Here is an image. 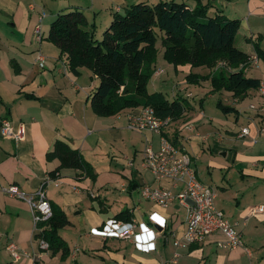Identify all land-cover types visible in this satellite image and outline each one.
I'll use <instances>...</instances> for the list:
<instances>
[{
  "label": "crops",
  "instance_id": "1",
  "mask_svg": "<svg viewBox=\"0 0 264 264\" xmlns=\"http://www.w3.org/2000/svg\"><path fill=\"white\" fill-rule=\"evenodd\" d=\"M141 1L154 4L159 0H0V122L7 119L14 131L23 127V137L15 140L4 137L0 126V264H264V210L253 211L254 206L264 205V64L247 40L262 32L255 22L264 17V0H214L208 11L229 16L240 6L252 15V24L235 16L240 28L253 31L242 35L238 30L235 41L240 34L243 39L237 47L256 59L244 72L260 80L258 88L248 89L238 98L224 89L212 91L210 81L204 80L191 90L185 76L189 72L207 74L213 68L174 67L163 59H156L148 82L149 92H161L160 83L180 78L171 96H164L185 99V110L179 119H171L165 132L190 155L198 179L216 190V207L242 239V246L233 248L218 245L226 238L221 231L202 242H186V208L177 201L162 207L141 195L144 185L163 186L173 193L181 188L170 179H155L141 166L146 143L156 148L159 135L127 128V117L138 114L142 107L98 116L90 104L97 78L85 67L79 68V75L70 72L65 56L47 39L51 22L61 12L83 11L99 38L113 13H123ZM185 1L194 5V0ZM260 47L264 49V37ZM165 75L167 80H163ZM221 105L232 110L224 112ZM246 127L248 133L242 134ZM183 130L192 136L184 137ZM58 139L98 169L92 181L79 170L64 167L58 178L43 187L48 200L68 219L59 229L69 249L65 258L60 250L52 253L40 247L30 205L5 191L14 184L35 196L46 174L59 166L57 158H47ZM100 169L108 176L106 180L100 179ZM122 210L130 213L129 220L115 218ZM112 219L133 221L135 234L152 242L153 249L147 250L133 239L90 232ZM161 219L166 223L163 230L155 222ZM9 242L18 246L16 259L7 249Z\"/></svg>",
  "mask_w": 264,
  "mask_h": 264
},
{
  "label": "trees",
  "instance_id": "2",
  "mask_svg": "<svg viewBox=\"0 0 264 264\" xmlns=\"http://www.w3.org/2000/svg\"><path fill=\"white\" fill-rule=\"evenodd\" d=\"M213 2L194 0L193 6L185 0H159L154 4L136 2L123 13H113L99 38L95 35L94 24L87 20L83 11L73 9L57 14L50 24L47 39L58 47L61 56H65L70 72L79 75V68L85 67L97 78L90 104L98 116L149 106L158 117L176 120L185 110V99L169 100L161 92L148 91V82L155 71L158 33L166 62L174 67L189 64L213 68L207 74L189 72L186 82L209 80L212 91L224 89L238 98L248 89L260 86L258 78L244 72L250 55L235 44L240 19L218 10L210 15L208 11ZM262 37L259 34L257 39L247 40L264 64V49L260 47ZM219 62L224 64L220 66ZM220 107L224 112L232 110L230 106ZM172 142L178 143L176 138ZM53 157L59 160V166L48 172L51 178L56 179L59 170L66 167L79 170L80 175L92 181L96 179L93 166L66 141H55L47 153V158ZM50 205L52 214L37 223L41 230L37 236L47 241L52 253L60 250L61 258H65L69 249L59 229L68 224V219L58 205L51 201ZM115 218L129 220L130 213L122 210Z\"/></svg>",
  "mask_w": 264,
  "mask_h": 264
},
{
  "label": "built area",
  "instance_id": "3",
  "mask_svg": "<svg viewBox=\"0 0 264 264\" xmlns=\"http://www.w3.org/2000/svg\"><path fill=\"white\" fill-rule=\"evenodd\" d=\"M38 59H42L41 54H39ZM252 60L256 59L252 58L250 62ZM223 64L221 62L220 65ZM246 68L247 66L244 70ZM156 73L159 74L161 71L156 70ZM127 119L126 125L129 129L138 132L149 130L159 135V143L156 148L151 143H146L142 151L141 166L149 170L155 179L167 178L172 181L174 186L181 185L177 193H173L169 188L163 186L151 187L144 185L140 189L141 195L162 207H169L177 201L186 208V230L183 235L186 242H202L206 236L214 231H221L226 238L224 241L218 242L219 246L228 248L242 246L240 234L215 205L216 190L198 179L190 155L175 145L166 134L165 128L169 125L171 118L162 119L154 113L151 107L146 106L142 107L138 114H130ZM0 126L4 137L15 140L23 137L22 126L14 131L13 126L7 119H2ZM262 131L264 132V128H262ZM241 133L247 134L248 128H242ZM51 179L54 180L46 174L42 187L38 189L35 196L23 192L14 184L5 189L9 195L21 198L30 205L34 228L37 233L41 231L37 223L48 219L52 214L50 201L43 190V187ZM263 210L264 205L253 207L254 212ZM155 222L159 225L160 230H163L166 226L164 219L155 220ZM135 228L136 224L133 221L124 222L112 219L101 228H92L90 232L120 239H133L137 245H143L147 250H152L153 243L144 242L139 235L135 234ZM143 228L146 230L145 227ZM175 243H178V240ZM39 245L42 249L48 248L47 241L41 237L39 238ZM7 249L12 257L15 259L19 257L18 246L14 242H9Z\"/></svg>",
  "mask_w": 264,
  "mask_h": 264
},
{
  "label": "rangeland",
  "instance_id": "4",
  "mask_svg": "<svg viewBox=\"0 0 264 264\" xmlns=\"http://www.w3.org/2000/svg\"><path fill=\"white\" fill-rule=\"evenodd\" d=\"M240 1H242V0H240ZM235 11V13H231V12H229V13H231L229 16H231V17H235V16H240L242 19H244V20H249V22L252 24V15L250 14V12H248L247 11V9L246 8H240V6H238L237 7V10H234ZM256 24H257V28H259L260 29V31H262V32H260V34H262L263 35V37H264V17H262V18H260V19H258L256 22H255ZM255 28V27H254ZM253 28V29H254ZM256 29V28H255ZM257 30V29H256ZM159 32V31H158ZM252 30L250 31V30H247L244 26H242L241 28H239V33L240 34H242V35H247V34H249V35H252ZM240 34H239V36H238V38H237V41H235V44H236V46H239V44H240V38L241 39H243L241 36H240ZM258 36V35H257ZM257 36H256V38L255 39H257ZM263 37H262V39H263ZM156 48H157V57H156V59H157V61L158 60H162L163 59V61H165L164 60V58H163V46H162V44H161V35H160V33H158V36H157V40H156ZM260 64H262L263 63V61H260L259 62ZM251 70L253 69V67L252 68H250ZM164 73V72H163ZM248 76H251V74L250 75H248ZM163 80H167V75H165V78L163 79ZM180 80V78H178V79H176V77H173L172 78V80H170V81H166L165 83H160L161 85H159V87L158 88H160V89H158L159 91H161L163 94H165L166 96L168 95H170L171 96V94H172V88L174 87V86H177L178 85V83L180 82L179 81ZM160 81H161V79H160ZM196 83H190V86L188 87V88H190L191 90L192 89H194V85H195ZM200 86V85H199ZM149 89L151 90L152 89V86H149ZM184 92H182L181 93V96H184ZM170 125V124H169ZM168 125V126H169ZM127 126V125H126ZM128 128V127H127ZM129 129V128H128ZM166 129V128H165ZM131 130V129H130ZM183 132V136L184 137H190V136H192V135H190L189 133L190 132H188L187 130H183L182 131ZM123 157V156H122ZM94 169H95V171H96V174L98 173V169L96 170V168L94 167ZM100 179L103 181V180H106V179H104V177H108V176H106V175H104L103 173H104V170L103 169H100ZM97 176V175H96ZM113 188V187H112ZM118 193H120L119 191H117L116 192V195H118ZM115 195V196H116Z\"/></svg>",
  "mask_w": 264,
  "mask_h": 264
}]
</instances>
